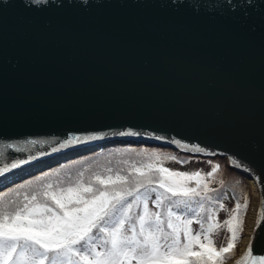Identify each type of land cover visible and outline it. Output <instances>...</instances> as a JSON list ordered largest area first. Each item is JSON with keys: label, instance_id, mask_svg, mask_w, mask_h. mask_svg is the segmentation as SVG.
Returning <instances> with one entry per match:
<instances>
[{"label": "water", "instance_id": "obj_1", "mask_svg": "<svg viewBox=\"0 0 264 264\" xmlns=\"http://www.w3.org/2000/svg\"><path fill=\"white\" fill-rule=\"evenodd\" d=\"M4 144L24 151L5 149L0 166L37 158L0 174V191L99 149L143 146L226 160L264 200V0H0ZM254 235L264 254V223Z\"/></svg>", "mask_w": 264, "mask_h": 264}, {"label": "snow or ice", "instance_id": "obj_2", "mask_svg": "<svg viewBox=\"0 0 264 264\" xmlns=\"http://www.w3.org/2000/svg\"><path fill=\"white\" fill-rule=\"evenodd\" d=\"M32 2L40 5L46 0ZM92 138L70 137L59 149ZM173 143L180 145L179 141ZM13 148L24 151L4 144L0 157L5 149ZM59 149L52 147L51 151ZM190 150L205 152L199 146ZM35 158L29 155L4 163L0 174ZM168 160L177 157L152 153L133 162L119 160L115 167L109 160L63 174L57 169L0 192V264H225L243 238L248 194L233 195L234 206L229 209L222 202L229 198L226 190L214 196L218 190L209 185V179L215 181L221 172L220 164L207 173L188 172L165 167ZM225 183L223 178L219 180L221 189ZM217 210L227 213L223 222L218 220ZM194 223L198 225L195 230ZM262 223L264 200L254 233ZM220 228L228 236L217 248L213 237ZM254 241L255 235L235 264H264V254L253 255Z\"/></svg>", "mask_w": 264, "mask_h": 264}, {"label": "trees", "instance_id": "obj_3", "mask_svg": "<svg viewBox=\"0 0 264 264\" xmlns=\"http://www.w3.org/2000/svg\"><path fill=\"white\" fill-rule=\"evenodd\" d=\"M113 147H118V149L114 150L116 153L113 154V157H110L108 159L99 160V161L95 162L94 164H96V163L106 164L110 160L111 166L115 167L119 160L127 159V160H129V162H133V161H137V160L146 159L147 155L152 154V153L160 154L162 156L167 155V156L177 157L176 161H171V160L165 161L164 166L171 168L173 170H178V171H186L190 167V165L193 161L205 163L206 166L203 169L204 173H207L208 171H210L212 166H214L215 164H220L221 165V172L215 177V181H213L212 179H209L210 187L218 190V192H214V193H212V195L215 196L218 193L223 194L224 190H226L229 198L222 201V202L225 203V206L227 208L231 209L234 206V200L231 197L234 195L236 198H240L242 193H247L249 196V200H250V202H249V208H250V205H251V188H250V185L247 183V181L241 175L232 171L229 168L226 160L219 159V158H216V159L193 158L190 156L179 154L177 152H173L171 150H161V149H157V148H147V147H143V146L142 147L130 146L128 149H122V148L119 149V147H121V146H113ZM108 148H112V147H106L104 149H108ZM104 149H99L97 151H101ZM180 161H183V163H181ZM209 161H211L212 163L209 164L208 163ZM64 163L65 162H63L62 164H59L60 166L59 165L54 166L55 167L54 169H51V168H50V170L46 169V170H44L43 173L40 172L36 175L41 176L45 172H54L57 169H60L61 171L63 170V172H61L63 174L64 172H74L77 169H82L84 167H87V166H75L74 164L69 163V162L66 164H64ZM37 176H35V177L32 176L33 178H31V177H30L31 179L27 178L28 180L25 179L26 181L23 180L24 182L21 181L19 183L13 184V185L5 188L4 190H2L0 192H7L9 189L17 188L20 184H26L27 181H29V180H35V178ZM221 178H223L226 181L223 189H221V185L219 184V180ZM241 203H243L242 199H241ZM248 212H249V209H248ZM224 213L225 212L223 210H217L218 218ZM247 215H248V213H247ZM245 219H246V217H245ZM227 236H228V233H227ZM244 236H245V231H244L243 237ZM241 242H242V240L238 243V245L235 249V255H233L230 259L226 260L225 264H228L229 262H231L232 260H234L238 256ZM215 246L217 248L221 247V246H218L216 243H215Z\"/></svg>", "mask_w": 264, "mask_h": 264}, {"label": "rangeland", "instance_id": "obj_4", "mask_svg": "<svg viewBox=\"0 0 264 264\" xmlns=\"http://www.w3.org/2000/svg\"><path fill=\"white\" fill-rule=\"evenodd\" d=\"M129 147L130 146H121V147H119V149L120 148H122V149H128ZM116 149H118V147H112V148L104 149V150H101V151H96V152H93V153H89V154H86V155H82V156L77 157V158H75L73 160L67 161L64 164H66L68 162L74 164L75 166H87L90 163L91 164H94L95 162H97L99 160L108 159L110 157H113V154L116 153L114 150H116ZM78 161H82L83 163L82 164L81 163H77ZM205 166H206L205 163H200V162H197V161H193L191 163L190 167L186 171L192 172V171H197V170H203ZM54 168L55 167H53L51 169H54ZM61 172H63V170ZM35 176H37V175H35ZM35 176H33V177H35ZM33 177H31V178H33ZM31 178H28V179H31ZM28 179H26V180H28ZM26 180H24V181H26ZM24 181H22V182H24ZM251 201H252V193H251ZM226 218H227V213L225 212L224 214H222L218 218V220L220 222H223ZM245 222H246V219H245ZM192 227L195 230V229L198 228V225L193 224ZM226 237H227L226 230L224 228H220L218 230V232L215 234V236L213 237V239H214L215 243L218 246H222L225 243Z\"/></svg>", "mask_w": 264, "mask_h": 264}, {"label": "bare ground", "instance_id": "obj_5", "mask_svg": "<svg viewBox=\"0 0 264 264\" xmlns=\"http://www.w3.org/2000/svg\"><path fill=\"white\" fill-rule=\"evenodd\" d=\"M249 185H250L251 193H252V201H251V205L249 208L248 216L246 218V224H245L246 234L240 245L241 256L244 255V252L250 242V238L254 235L253 229L255 227L257 212L261 206V195H260L259 187L257 186L255 182H250Z\"/></svg>", "mask_w": 264, "mask_h": 264}]
</instances>
